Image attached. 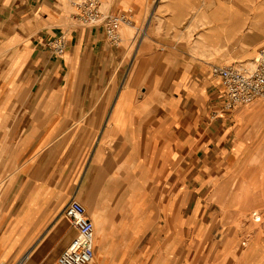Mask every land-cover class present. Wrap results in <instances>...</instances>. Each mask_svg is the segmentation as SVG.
Returning a JSON list of instances; mask_svg holds the SVG:
<instances>
[{"label":"crops","instance_id":"1","mask_svg":"<svg viewBox=\"0 0 264 264\" xmlns=\"http://www.w3.org/2000/svg\"><path fill=\"white\" fill-rule=\"evenodd\" d=\"M75 2L0 0V264H59L78 234L65 213L72 199L95 224L90 264H240L235 249L214 255L227 239L216 234L234 226L190 223L214 179L207 168L220 162L231 176L253 151L239 148L241 106L225 108L223 81L204 58L254 61L264 2L257 22L221 10L249 1L212 2V22L197 32L208 48L196 53L189 0H102L145 26L132 48L83 24ZM60 34L67 46L57 55ZM253 185L264 192L263 180Z\"/></svg>","mask_w":264,"mask_h":264},{"label":"rangeland","instance_id":"2","mask_svg":"<svg viewBox=\"0 0 264 264\" xmlns=\"http://www.w3.org/2000/svg\"><path fill=\"white\" fill-rule=\"evenodd\" d=\"M214 1L219 0H189L188 2L189 15L186 22L187 24H189V22L191 23L189 27V45L190 49L195 50V53L199 48H208L205 42L199 43L197 41V32L199 25L202 28L203 26H208L212 22L211 15L213 9L216 8L213 7ZM246 1H249L250 4H254V7L231 9L229 6H223L221 10L224 16L226 15V20L228 21L230 18H228V16H230V14L236 15L235 12H237L239 16L242 14L249 15L250 22H257L259 19L258 13H260L262 9L261 7H255V4L264 2V0ZM180 2L185 3L186 0H180ZM129 18V22H123L122 24L121 33L123 40L121 44L128 48H132L134 47V42L131 40L135 39L136 35L140 33L142 29H145V26H136L133 24V19L130 16ZM258 27L261 26L257 23L253 24V26H247L248 29H256ZM263 46L264 44L261 45L258 50ZM258 50L255 59L258 56ZM131 59L137 60L139 58H134L132 56ZM204 59L212 60L214 64H229L234 62V59L223 57ZM244 60L247 62L246 66L251 67L254 63L252 59L242 58L238 61ZM236 111L238 112V116L235 122L237 125L235 140L238 142L239 148L243 149V151H245L246 145L251 146L253 151L249 154L248 159L245 154H241L242 158L239 160L238 168L234 169L231 176L229 175V170L227 173L226 169L225 171L223 170L224 172L221 170L219 166L220 162H217V165L213 164L215 165L214 169L207 168V175L209 173L214 175V179H212V177L210 178L207 182L205 193L201 194L199 197V199L201 198L202 215L191 217L190 223L191 225L234 226L237 232H226L216 235L227 237V239L230 236H235L237 240L227 243V239H225V241L217 243L214 248L216 251L214 255L219 258L225 257V253H232L235 249L239 256L238 260L240 264H246V259H249V252L253 257V264H264V192L253 191V189L256 188V185H253L254 183H259L261 180L264 181V176L262 175L264 170V99L257 98L249 104L238 107ZM226 165L227 162L221 164L222 167ZM247 167L249 168V175H246ZM252 170L258 173L255 177L257 180L256 182L251 180ZM206 177L209 179V175ZM194 197L197 196L194 195ZM80 201L83 202L82 200ZM194 204L195 200H192L190 202L191 212ZM255 211L262 213V217H260L259 220H256L253 215ZM164 223H167V221H164ZM246 252L248 257H246Z\"/></svg>","mask_w":264,"mask_h":264},{"label":"built area","instance_id":"3","mask_svg":"<svg viewBox=\"0 0 264 264\" xmlns=\"http://www.w3.org/2000/svg\"><path fill=\"white\" fill-rule=\"evenodd\" d=\"M75 14L85 25L102 24L107 39L115 45L121 44L123 22H129V16L122 12H112L103 6L102 0H78L75 2ZM67 46L65 34L56 36L51 41V48L57 55H62ZM215 76L224 84V106L232 109L251 103L257 98L264 99V46L259 50L253 65L219 64L211 66ZM69 220L78 230L77 236L63 250L58 258L59 264H90L95 255V224L87 214L85 204L72 199L65 208ZM256 220L261 212L253 214Z\"/></svg>","mask_w":264,"mask_h":264}]
</instances>
